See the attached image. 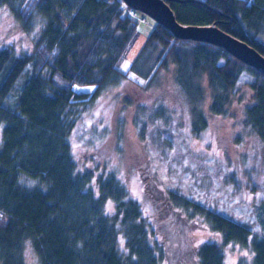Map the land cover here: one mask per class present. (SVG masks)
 I'll use <instances>...</instances> for the list:
<instances>
[{
	"label": "trees",
	"instance_id": "16d2710c",
	"mask_svg": "<svg viewBox=\"0 0 264 264\" xmlns=\"http://www.w3.org/2000/svg\"><path fill=\"white\" fill-rule=\"evenodd\" d=\"M167 4L179 23H214L264 56V0ZM130 10L121 0H0V11L33 38L23 53L0 44V264H27V247L36 264L161 263L163 240L155 237L140 201L128 195L111 167H98L94 153L87 164L73 154L72 132L114 84L136 77L150 87L160 69L174 65L173 85L191 97V124L198 133L208 121L196 107L201 95L194 79L206 77L209 112L218 116L245 71L253 93L245 123L264 141V76L220 47L175 38L154 21L129 69H120L139 35L137 17L146 20ZM84 85L94 90H76ZM168 199V206L203 220L222 245L249 248L251 264H264V234L175 191ZM259 216L264 230V203ZM193 247L196 264H224L216 243Z\"/></svg>",
	"mask_w": 264,
	"mask_h": 264
},
{
	"label": "rangeland",
	"instance_id": "374dc122",
	"mask_svg": "<svg viewBox=\"0 0 264 264\" xmlns=\"http://www.w3.org/2000/svg\"><path fill=\"white\" fill-rule=\"evenodd\" d=\"M144 17V22L137 17L139 35L121 62L122 70L129 69L153 28L154 20ZM260 38L264 40V35ZM32 40V32L22 31L9 14L0 11V44L23 53ZM132 78L102 92L75 127L70 140L76 160L87 164V156L94 153L98 167H111L128 195L140 201L155 237L163 240L160 264H196L193 246L204 242L222 248L224 264H251L249 248L222 245L221 236L203 220L167 203L172 190L246 224L257 235L264 234L259 216L264 203V141L246 125L244 115L245 107L253 103L250 75L240 74L218 116L209 112L211 90L206 77L194 79L201 95L196 107L208 121L198 133L191 124V97L173 85L174 65L160 69L150 87L143 79ZM76 90L92 92L94 86ZM119 156L125 166L119 164ZM24 254L27 264H36L29 247Z\"/></svg>",
	"mask_w": 264,
	"mask_h": 264
},
{
	"label": "water",
	"instance_id": "95a60500",
	"mask_svg": "<svg viewBox=\"0 0 264 264\" xmlns=\"http://www.w3.org/2000/svg\"><path fill=\"white\" fill-rule=\"evenodd\" d=\"M127 7L139 11L172 33L175 38L205 42L220 47L231 56L264 76V56L244 41L208 25H183L179 23L168 0H121Z\"/></svg>",
	"mask_w": 264,
	"mask_h": 264
},
{
	"label": "built area",
	"instance_id": "2783aa9c",
	"mask_svg": "<svg viewBox=\"0 0 264 264\" xmlns=\"http://www.w3.org/2000/svg\"><path fill=\"white\" fill-rule=\"evenodd\" d=\"M129 14H133V10H130V11H129Z\"/></svg>",
	"mask_w": 264,
	"mask_h": 264
}]
</instances>
